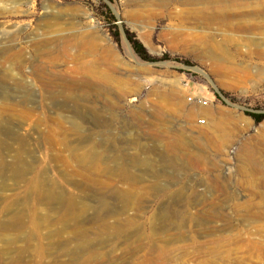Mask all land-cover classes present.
Here are the masks:
<instances>
[{"label":"rangeland","instance_id":"rangeland-1","mask_svg":"<svg viewBox=\"0 0 264 264\" xmlns=\"http://www.w3.org/2000/svg\"><path fill=\"white\" fill-rule=\"evenodd\" d=\"M200 1L0 0V264H264V0Z\"/></svg>","mask_w":264,"mask_h":264},{"label":"bare ground","instance_id":"bare-ground-1","mask_svg":"<svg viewBox=\"0 0 264 264\" xmlns=\"http://www.w3.org/2000/svg\"><path fill=\"white\" fill-rule=\"evenodd\" d=\"M193 1L198 2L200 0H193ZM160 2L162 3L163 1H160ZM200 2H201V4H207V5H213V4L215 5L216 3H219L220 5L218 7L221 8L224 5L236 3V0H218V1L217 0H207V1H204V2L203 1H200ZM214 10H216V8ZM233 15H235V14H233V12H221L219 16L215 15V14H212L210 16L208 8L201 11V19H203V21H206V23H211L213 21H218L220 24H222L221 25L222 27L230 26V24H231L230 20L232 19ZM258 25H260V24H258ZM261 27H262V25H261ZM87 45L89 46V49H90L92 44H91V42H89ZM88 46H87V48H88ZM55 96H56V94H53V95L49 96L48 99L54 100ZM58 96H60L61 98L66 99V100H70L72 98L71 94H69V93L58 94ZM69 118H70V116L65 117V119H69ZM258 161H259L258 159L255 161L256 169L257 170L258 169L261 170L263 168V165H262L261 162H258ZM142 163H145V160H142ZM251 163H252V157H251ZM126 204H127V200H126ZM126 206H128V205H126ZM169 218H172V220H176V218L172 217L171 214H170Z\"/></svg>","mask_w":264,"mask_h":264},{"label":"trees","instance_id":"trees-1","mask_svg":"<svg viewBox=\"0 0 264 264\" xmlns=\"http://www.w3.org/2000/svg\"><path fill=\"white\" fill-rule=\"evenodd\" d=\"M112 1V0H109ZM114 20V17H112ZM127 38L130 42V44L132 45L133 50L135 51L136 54L139 55V57H141L144 61H151V62H155L157 61V59L152 58L148 53L147 50L145 49V47L142 45L141 42H139L137 39H135V37L129 33H127ZM254 116V118L258 121L261 122L262 120H264V115H252Z\"/></svg>","mask_w":264,"mask_h":264},{"label":"built area","instance_id":"built-area-1","mask_svg":"<svg viewBox=\"0 0 264 264\" xmlns=\"http://www.w3.org/2000/svg\"><path fill=\"white\" fill-rule=\"evenodd\" d=\"M193 99L192 98H190V101H192ZM198 104L200 105V106H205L206 105V103L204 102V101H202V100H199L198 101Z\"/></svg>","mask_w":264,"mask_h":264}]
</instances>
